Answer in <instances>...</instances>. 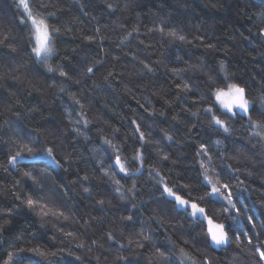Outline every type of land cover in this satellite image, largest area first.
<instances>
[{
	"label": "trees",
	"instance_id": "16d2710c",
	"mask_svg": "<svg viewBox=\"0 0 264 264\" xmlns=\"http://www.w3.org/2000/svg\"><path fill=\"white\" fill-rule=\"evenodd\" d=\"M31 2L37 6L48 5L46 11L56 12V15L51 17V22L61 28L57 44L60 55L50 63L54 66L58 62L62 63L64 70L69 72L70 79L65 80L59 77L58 73L45 75L43 65L40 66V71L34 69L32 61L23 50L26 33L22 34L12 23L20 16L14 0H0V38L5 32H9L12 46L17 48V52L11 56L8 55L7 47L0 53L3 57V62L0 63V125H4L3 129H0L4 133L0 140L8 141L0 143V162L6 163L7 156L14 155L19 150L21 140L15 135V128H22L25 132L39 128L43 144L36 145L37 148L55 146L59 158L70 157L74 162L70 174L62 177L65 182L71 184L76 179L77 172L81 177L88 175L89 181L83 182V185L76 183L71 187L70 194L62 200L59 193H64L67 189L60 186L57 196L53 198L46 188L42 195L47 199L49 207L64 211L69 219H57L51 215L45 217V220L50 221L47 235L44 229H40L34 243H20L19 246L48 244L54 245L55 248L63 247V264H72V258L66 255L69 248L81 240L86 245H91V241L96 240L97 245L92 246L91 253L85 247L75 249L73 255H80L85 261L91 257L92 264H96V256L101 257L100 264H118V245L112 244L110 247L106 240L105 233L110 231L120 243L126 245L120 255L130 258L139 255L141 264H149L147 257L154 251L150 245L140 250L142 254H139L134 244H128V239H135L133 234L139 232L141 227L146 231L155 230L153 238L158 244L171 248L166 239L170 237L177 245L184 246V240L196 233L190 231L187 221L169 211L163 204L155 202L154 196L158 197L159 193L154 187L155 179L149 172L155 168L161 176L169 180L179 177L182 173L188 175L190 165L184 163V158L190 155V141L186 136L195 139L196 135L200 134L201 137H206L208 131L202 114L198 120L192 117L190 112L183 111L200 93L197 92L195 96L189 93L186 97L184 93H180L177 96L175 83L179 78L173 75L172 69H185L189 64L198 65L203 61L206 71L181 73L184 80L190 81L194 87L202 88L208 75H215L219 62L223 60L228 71L252 89L253 95L261 94L260 87L264 83V39L257 35L254 22L257 14L264 12V0H222L223 6L219 8L210 6L216 0H131L127 9H124V5L128 0ZM108 3L118 4L115 12L109 13ZM81 7L87 15L83 14ZM161 19L168 28L177 29L192 43L173 41L172 37L149 31ZM97 29L100 30L99 34ZM128 33L131 35L128 36ZM88 36L95 39L89 41L85 38ZM101 36L104 39H101ZM125 37L127 39L121 44ZM208 43L215 47L206 48ZM97 60H102L103 63L96 64ZM141 61L152 67L153 71L149 73L144 69ZM87 66H95L94 74L90 77L82 75ZM110 71L113 75L105 80ZM53 75L54 84L51 79ZM77 80L80 82L76 83ZM61 87L67 91L60 93ZM69 92L75 93L76 98L85 105L83 111L93 122L88 141L72 133L71 126L66 127L68 120L65 118V106H74L80 111L79 106L73 105L69 99ZM33 108L36 110L30 111ZM145 108L148 109L147 112ZM195 110V107L191 108V111ZM149 112H154V116L149 117ZM160 112L165 115L161 116ZM174 116L177 119L173 120ZM133 119L142 124V130H145L146 134L149 131L153 134L150 137L152 143L147 145L152 160L145 165L143 175L138 179L133 177L127 182L121 181L124 185L122 191L128 197L122 201L114 191L116 185L103 175L96 163L98 160H104L105 154L99 149H107L112 153V149L101 142V134L97 130H102L104 139L110 140L117 147L126 148L121 154L130 157L134 154L132 145L136 143L128 135L131 131L130 121ZM6 120L9 123L6 124ZM192 124L200 126L188 133L187 130ZM52 125L58 126L55 135L50 134ZM234 128L235 136L232 139H236L238 143L233 146L232 141H228L231 151L227 152V156L231 157L228 163L240 169L239 179L244 182L236 190L240 201L238 207H246V216L256 217L255 222L259 225L264 220V149L255 144V141L248 143L239 140L247 133L239 124L234 125ZM113 129H119V132L114 134ZM164 129L173 135L172 142L162 139ZM155 141L160 143L156 144ZM244 144H247L246 148L242 147ZM136 146L138 147V144ZM93 148L98 150L93 152ZM237 149L240 151L237 152ZM165 153L168 154L169 160L162 161L160 157ZM31 169L48 171L53 178L62 171L47 159H39L35 163H20L19 170L12 169L11 166L9 172L0 169V212L6 208L15 209L10 217L0 219V225L5 219L11 221L5 229L7 237L14 238L25 231L31 232L33 227L39 228L41 223L40 218L35 215L36 210L29 211L20 201L15 200L13 195L22 191L27 195L31 182L27 181L22 173ZM17 180L21 181L19 185H16ZM133 181L139 189L135 199H132L127 191ZM52 183L50 180L49 185ZM55 183L59 185L60 181L55 180ZM83 187H90L91 195L84 193ZM98 200H104L105 203L100 205ZM133 204L143 205L133 209L137 212L134 227L120 219L121 216L128 215L125 209H132ZM212 211L215 212V209ZM246 216L243 218L246 219ZM93 217L96 219H92ZM85 221H88L86 225ZM141 221L144 223L141 224ZM51 223L63 227L64 231L75 233L77 239L69 238L63 244V237L50 239L53 232ZM261 238L264 239V236ZM101 244L103 247H100ZM187 250L197 259L202 253L210 254L216 258L217 264H253L251 253L246 248L243 251L237 248L235 243L227 251L205 253L201 244L190 241ZM176 251L178 252V248ZM105 257L107 259H104ZM26 259L33 260L34 257L28 254ZM56 259L60 260L61 257Z\"/></svg>",
	"mask_w": 264,
	"mask_h": 264
},
{
	"label": "snow or ice",
	"instance_id": "6c2138e0",
	"mask_svg": "<svg viewBox=\"0 0 264 264\" xmlns=\"http://www.w3.org/2000/svg\"><path fill=\"white\" fill-rule=\"evenodd\" d=\"M79 2V0H77ZM131 0L125 3L124 9L129 7ZM14 5L17 11L20 13L18 20L13 21L15 27L23 34L26 33V38L23 43V50L32 61L34 69L40 71V66L43 65V72L45 75L52 73H58L59 77L70 79L69 72L64 70L62 63H57L55 66L50 61L55 60L59 55L57 47L61 28L51 22V17L56 15V12L46 11L48 5L41 4L37 6L32 3L31 0H14ZM117 3H108L107 9L109 13L116 11ZM212 8H219L223 6L222 0H216L215 3L210 5ZM264 7V5H262ZM81 11L84 15L83 7ZM95 18V17H93ZM254 27H257V35L264 39V12L257 14V19L254 22ZM137 30L138 29H134ZM97 29V34H99ZM149 31H157L162 36L172 37L173 41L178 40L187 44H191L192 41L175 28H168L163 19ZM251 31V30H249ZM128 36L131 33L127 34ZM89 41H93L95 37H85ZM101 39H104L101 36ZM125 37L121 40V44L124 43ZM202 39V38H200ZM247 39V37H244ZM12 38L9 32H5L3 37L0 38V53L4 48H8V55L11 56L17 52V48L12 46ZM208 49H213L215 46L211 43L205 45ZM179 59V57H177ZM67 59V57H64ZM118 59V58H117ZM3 62V57L0 55V63ZM103 63L102 60H97L96 64ZM143 68L149 73L153 71V68L148 64L141 61ZM95 66H87L86 71L82 72L85 77H90L94 74ZM185 71H206L205 64L201 61L200 64H189L185 69H172L174 76L179 79L175 83L177 89L176 95L184 93L196 95L199 92V96L192 101V104L184 108L183 111L190 112L192 117L199 120L201 114L203 115L208 134L206 137H201L200 134L196 135L193 139L192 136H186V139L190 141L188 148L190 149V155L185 156L184 163L190 165L188 168V175L181 174L179 177L166 179L161 176L159 171L152 168L149 175L155 179V189L159 193L158 197L154 196L155 202L163 204L169 211L174 212L181 219L188 222L191 232H195L194 236H189V239L184 240V246L177 245L170 237H166L171 248L164 244H158L153 238L155 230H145L141 227L140 231L134 233L135 239H128L129 245H135L139 254L140 250L151 247L154 251H151L147 257L149 264H217L216 258L210 254L202 253L197 259L192 256L187 250V245L191 241L192 243H199L202 245L205 253L218 252L220 250L227 251L232 248L235 243L237 248L242 251L246 248L251 253V260L253 264H264V220L257 225L256 217L246 216L247 208L241 209L238 207L240 201L236 196V190L243 185V181L239 179L240 169L234 167L228 160L231 157L227 156V152L231 151L228 148V141L231 140L233 146L238 141L232 139L235 136L234 125L239 124L240 128L247 133L246 136H241L239 140L247 141L251 143L255 141V144H259L264 149V83L261 84L260 93L258 95L252 94L246 84H242L235 76L234 73L229 72L228 68L223 60H221L217 66L215 75H208V79L203 83L201 87H194L188 80H184L181 77V73ZM110 71L105 77L112 76ZM53 84L55 83V75L51 77ZM80 81L77 80L76 83ZM60 93L67 91L66 88L61 87ZM69 99L73 105H78L80 111L74 106H65L64 111L66 113L65 118L68 120V125L71 126V132L75 133L77 137H83L85 141L90 139L88 133L92 131L90 127L92 121L87 118L86 113L83 111L85 105L76 98L75 93H68ZM144 107V105H141ZM195 107V111H191V108ZM36 109H30L35 111ZM147 112L148 109L145 108ZM154 112H149V117L154 116ZM164 116V112L159 113ZM19 119V117H18ZM177 117H173V120ZM5 123H9L7 120ZM135 127L132 128L131 126ZM198 124H192L188 128V133H192L196 129ZM4 125H0V129H3ZM131 131L128 133L136 143L132 145L134 148V154L130 157L127 155L122 156V152L126 151L124 147H117L110 140L104 139L102 130H97L101 134V142L112 149V153H109L107 149H99L104 152V160H98L96 163L99 165L100 171L104 176H107L109 180L116 185L114 191L119 195V199L124 201L128 197L125 196L124 185L121 181L127 182L129 179L136 177L137 179L143 175V169L146 164H149L152 160L151 153L148 150L147 145L152 143L150 137L152 132L142 130V124L133 119L129 125ZM50 134L55 135L58 131L57 125L51 126ZM164 136L162 139L172 142L174 137L168 134V130H162ZM119 132V129H113V133ZM15 135L21 140L19 150L14 155L9 154L6 158V163L0 162V169L4 172H9V166L12 169L19 170L20 161L25 158L28 159H47L57 169L62 171L57 174L55 178L51 173L45 170L36 171L35 169L23 171L22 175L31 182V186L27 188V195L25 192L13 193L15 200L20 201L29 211H35V215L41 220L39 228L33 227L31 232L25 231L16 235L14 238L6 236V226L11 223L10 220L5 219L4 223L0 225V264H63L61 254L64 253V248H55L54 245L48 244H34L32 247H20V243H34L37 234L40 229L45 230V234L48 232V224L50 221L45 220V217L53 216L57 219L63 218L68 220L69 216L65 215L64 211L59 209L53 210L49 207L47 199L42 193L47 188L49 194L55 198L58 194V189L63 186L68 191L59 193L61 200L64 196L69 195L71 187L76 183L83 185V182L89 181V176H80L77 172L76 179L71 184L66 183L62 178L68 176L71 172L73 161L70 157L61 159L57 156L55 146H42L37 148L36 145H42L43 140L40 135V129L34 128L31 131L25 132L22 128L14 129ZM35 133V134H33ZM138 134V135H137ZM4 135L3 131H0V137ZM215 137V138H214ZM127 136L125 140H127ZM27 142H24V141ZM8 141L0 140V143H7ZM178 143L180 141H177ZM15 143V141H12ZM159 144L160 141H155ZM138 144V147L136 146ZM253 144V147H255ZM246 148L247 144L242 145ZM98 149L93 148L92 151L96 152ZM240 149H237L239 152ZM114 153V155H113ZM159 154V153H158ZM162 161L169 160L167 153L162 155ZM105 161L107 167H105ZM137 163L139 166H137ZM175 164L176 161H173ZM67 165V166H65ZM119 177V178H117ZM52 181V185H49V181ZM55 180H59L57 185ZM21 183L20 180L16 181V185ZM34 186V187H32ZM15 187V185L13 186ZM131 194V198L135 199L136 193L139 189L135 181L132 186L127 189ZM83 192L91 195L90 187H83ZM98 204L103 205L104 200H98ZM143 205L133 204L132 209H125L128 215L121 216L122 222H128L133 227L136 222L137 212L133 209H138ZM215 209V212L212 210ZM14 208H6L0 212V219L5 216L10 217L14 214ZM101 211L103 209L101 208ZM246 216V219L243 218ZM92 219H96L93 217ZM88 221H85V225ZM144 221H141L143 224ZM53 229L52 235L49 237L52 240L61 239V244L67 241L69 238L76 240L75 233L71 231H64L63 227H58L56 223H51ZM200 231L197 232L196 230ZM59 234V235H57ZM106 240L111 247L112 244L118 245L116 260L118 264H141L139 255L137 257L130 258L126 255H120L126 245L120 243L112 232H106ZM255 241V243H254ZM7 245V247L5 246ZM97 245L96 240L91 241V245H86L83 240L76 243L74 247L69 248L66 255L72 258V264H92V258L89 257L87 261L80 255H73L75 249H84L87 247L89 253L92 252V246ZM100 247H103L101 244ZM55 248V250H53ZM178 248V252L176 249ZM31 254L34 257L33 260H27L26 257ZM56 257H61L57 260ZM258 257V259H257ZM104 259H107L105 257ZM96 264H100L101 257H95Z\"/></svg>",
	"mask_w": 264,
	"mask_h": 264
},
{
	"label": "water",
	"instance_id": "95a60500",
	"mask_svg": "<svg viewBox=\"0 0 264 264\" xmlns=\"http://www.w3.org/2000/svg\"><path fill=\"white\" fill-rule=\"evenodd\" d=\"M39 159H28V158H25L24 160L20 161V163H35V162H38Z\"/></svg>",
	"mask_w": 264,
	"mask_h": 264
}]
</instances>
